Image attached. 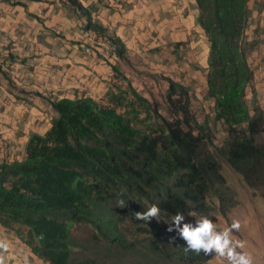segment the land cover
Wrapping results in <instances>:
<instances>
[{"label": "trees", "instance_id": "obj_1", "mask_svg": "<svg viewBox=\"0 0 264 264\" xmlns=\"http://www.w3.org/2000/svg\"><path fill=\"white\" fill-rule=\"evenodd\" d=\"M195 1L210 45L205 97L224 140L214 144L208 123L191 112L189 89L170 79L169 118L124 77L102 99L52 102L56 116L46 133L31 134L24 160L0 164V224L42 264H207L213 253L185 251L186 242L167 231L171 217L181 212L194 223L190 213L225 215L231 198L220 189L219 159L248 187H264V144L256 141L264 113L256 108L251 115L245 98L253 80L245 47L248 0ZM86 26L105 33L98 24ZM110 41L112 54L125 60L124 44ZM151 204L161 209L158 221L133 218ZM72 224L90 229L89 242L74 240ZM88 249L98 261L81 257Z\"/></svg>", "mask_w": 264, "mask_h": 264}, {"label": "crops", "instance_id": "obj_2", "mask_svg": "<svg viewBox=\"0 0 264 264\" xmlns=\"http://www.w3.org/2000/svg\"><path fill=\"white\" fill-rule=\"evenodd\" d=\"M198 15L195 0H0V164L24 160L31 134L50 128L55 100L102 99L122 77L145 95L148 72L166 90L169 79L205 78L210 45ZM0 262L42 264L1 224Z\"/></svg>", "mask_w": 264, "mask_h": 264}, {"label": "rangeland", "instance_id": "obj_3", "mask_svg": "<svg viewBox=\"0 0 264 264\" xmlns=\"http://www.w3.org/2000/svg\"><path fill=\"white\" fill-rule=\"evenodd\" d=\"M248 16L245 47L253 70V80L246 87L245 98L252 115L256 108L264 113V0H249ZM147 76L150 79L149 72ZM149 79L146 84L145 95L140 94L154 100L160 113L169 118L171 114L168 112V105L165 102L167 91L165 84L162 81L155 82L153 79V82H150ZM192 80L196 85L190 88L189 83ZM192 80H189L187 84L183 83L190 92L191 112L199 123H208L210 133H213L214 136V144L220 146L226 132L214 119L213 101L205 97L207 90L206 76L203 79ZM256 141L264 144V131L257 136ZM219 162L221 173L225 179V184L220 189L231 199L229 204H225L227 205L225 215L215 211L212 213L211 219L216 222L219 230L230 227L233 222H237L238 228L232 229L231 235L235 240L241 242L242 247H238L236 251L248 255L252 264H264V187H248L242 177L234 172L225 161L219 159ZM209 201L213 202L216 210H218L219 202L217 198H210ZM191 218L195 221V218L199 217L194 215ZM89 233L91 231L85 225H71L72 237L78 243L89 242ZM100 250L101 248H99ZM97 253L99 254L98 251ZM84 256L97 260L96 257L91 255L90 249L81 255V257ZM132 259L134 260L132 257L129 258V260ZM207 264H227V261L223 258H217L213 254Z\"/></svg>", "mask_w": 264, "mask_h": 264}, {"label": "clouds", "instance_id": "obj_4", "mask_svg": "<svg viewBox=\"0 0 264 264\" xmlns=\"http://www.w3.org/2000/svg\"><path fill=\"white\" fill-rule=\"evenodd\" d=\"M118 203L122 208L126 205L124 199H120ZM160 213L161 209L159 206L151 204L143 211L133 212V218L148 223L153 218L158 221ZM189 216L194 217V214L190 213ZM171 221L167 231L169 233L175 232L176 235L186 242L185 251H194L198 254L202 251L205 255L213 253L217 258L226 259L227 264H252L248 255L236 251L238 247H242L241 242L235 240L231 235L232 229L238 228L237 222H233L230 227L219 230L216 222L208 215H201L199 218H195L193 223L191 221L184 222L185 215L181 212L173 215ZM176 235L170 236L169 242H174Z\"/></svg>", "mask_w": 264, "mask_h": 264}, {"label": "built area", "instance_id": "obj_5", "mask_svg": "<svg viewBox=\"0 0 264 264\" xmlns=\"http://www.w3.org/2000/svg\"><path fill=\"white\" fill-rule=\"evenodd\" d=\"M19 241H20V240H19ZM20 242H21V241H20ZM0 264H3V263L0 262Z\"/></svg>", "mask_w": 264, "mask_h": 264}]
</instances>
